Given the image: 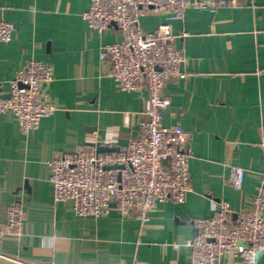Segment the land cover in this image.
Segmentation results:
<instances>
[{
    "label": "crops",
    "instance_id": "crops-1",
    "mask_svg": "<svg viewBox=\"0 0 264 264\" xmlns=\"http://www.w3.org/2000/svg\"><path fill=\"white\" fill-rule=\"evenodd\" d=\"M225 1L215 12L190 8L183 19L140 18L146 31L171 23L184 52L187 77L167 83L165 124L189 134L191 151L186 201L157 204L143 223L117 210L78 215L72 201L55 200L49 180L55 156L99 144L119 152L143 133L149 92L118 89L100 57L104 45L122 40L117 25L90 28L82 17L90 0H0V19L16 28L0 44L1 93L9 96L18 70L39 60L54 67L57 108L28 135L12 113L0 116V220L16 203L26 212L23 234L1 242L6 255L27 264H192L195 223L212 218L215 203L253 208L264 195V0ZM233 166L246 171L241 190L231 185ZM238 263L225 255L218 264Z\"/></svg>",
    "mask_w": 264,
    "mask_h": 264
},
{
    "label": "built area",
    "instance_id": "built-area-1",
    "mask_svg": "<svg viewBox=\"0 0 264 264\" xmlns=\"http://www.w3.org/2000/svg\"><path fill=\"white\" fill-rule=\"evenodd\" d=\"M225 4V0H90L82 13L87 25L103 32L115 24L122 33L121 41L102 47L100 57L110 62L109 75L118 89L149 92L147 119L142 135L119 152L83 147L52 158L49 180L57 202L72 201L81 216L100 219L117 210L125 217L135 214L146 223L157 204L186 201L191 191L189 134L179 125L165 124L170 104L165 88L172 79L187 77L181 68L185 55L175 46L171 23L146 31L140 18L157 12L178 20L190 8L215 12ZM15 30L12 23L0 19V44L10 42ZM54 79L51 64L28 61L11 80L9 96L0 91V116L12 113L24 135L36 130L57 109L49 92ZM115 165L123 167L109 168ZM245 176L244 168L233 166L231 185L241 190ZM214 211L212 218L195 223L192 264H218L225 255L238 259V264H258L259 254L264 253V195L254 197L250 210L235 211L225 201L215 203ZM25 219L24 206L16 203L8 208L5 221L0 220V261L27 264L1 250L6 236L23 234Z\"/></svg>",
    "mask_w": 264,
    "mask_h": 264
},
{
    "label": "water",
    "instance_id": "water-1",
    "mask_svg": "<svg viewBox=\"0 0 264 264\" xmlns=\"http://www.w3.org/2000/svg\"><path fill=\"white\" fill-rule=\"evenodd\" d=\"M168 109V107L166 108V110ZM116 149L113 148V147H109V146H103L101 144L98 145V151L99 152H114ZM123 166H118V165H115L113 167H109V168H122ZM197 235V230L195 231V234L194 236L196 237Z\"/></svg>",
    "mask_w": 264,
    "mask_h": 264
}]
</instances>
